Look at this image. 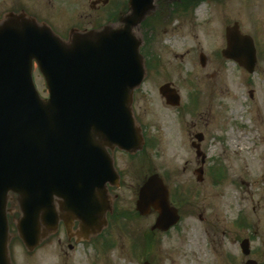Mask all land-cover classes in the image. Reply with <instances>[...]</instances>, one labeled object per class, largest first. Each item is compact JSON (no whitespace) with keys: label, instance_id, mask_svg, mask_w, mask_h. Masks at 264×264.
Listing matches in <instances>:
<instances>
[{"label":"rangeland","instance_id":"obj_1","mask_svg":"<svg viewBox=\"0 0 264 264\" xmlns=\"http://www.w3.org/2000/svg\"><path fill=\"white\" fill-rule=\"evenodd\" d=\"M89 2L0 0V19L6 12L29 9L67 34L75 21L90 20ZM223 6L230 23L238 20L243 31L257 39L256 72L249 74L234 61L222 67L216 62L217 52L212 56L217 65L207 60L202 67L201 54L210 59L224 42L227 23L219 9L212 18L213 11L203 9L205 13L197 15L200 24L179 19L175 34L163 33L161 39L160 33L152 46L153 54L160 55V68L153 66L135 95L136 115L153 143L145 150L146 160L150 158L152 169L172 192L175 187L179 224L167 233L153 230L158 212L141 216L136 210L145 179V168L139 165L143 162L116 153L124 178L111 191L117 213L110 215L96 243L81 241L71 249L61 226L29 251L16 227L20 206L15 196L9 201L15 264H246L248 259L264 264V0H226ZM35 72L40 92L47 95L42 74ZM166 82L178 88L180 107L167 104L161 95ZM198 132L204 134L207 155L202 174L196 173L202 156L193 147ZM246 239L249 255L241 247Z\"/></svg>","mask_w":264,"mask_h":264},{"label":"water","instance_id":"obj_2","mask_svg":"<svg viewBox=\"0 0 264 264\" xmlns=\"http://www.w3.org/2000/svg\"><path fill=\"white\" fill-rule=\"evenodd\" d=\"M153 0H132L121 25L72 32L69 41L25 12H9L0 21V264H14L8 201L17 195L19 236L34 251L58 229L73 221L83 237L107 227L112 212L107 184H120L116 148L135 153L143 147L133 111L136 88L147 69L137 33ZM228 54L257 64L254 40L233 34ZM37 61L51 98L40 99L33 82ZM166 86L162 92L166 95ZM61 212L57 210L58 203ZM159 211L155 228L179 222L169 190L155 174L142 186L137 210ZM68 214H67V213ZM44 226V227H43ZM249 253V240L242 244ZM149 264V263H148ZM247 264H256L250 260Z\"/></svg>","mask_w":264,"mask_h":264},{"label":"flooded vegetation","instance_id":"obj_3","mask_svg":"<svg viewBox=\"0 0 264 264\" xmlns=\"http://www.w3.org/2000/svg\"><path fill=\"white\" fill-rule=\"evenodd\" d=\"M225 1L226 0H153L152 11H154V14H152L151 16H148V18L145 19L141 25V34L143 35V44H144L142 51H143V55H145L146 57L147 66L149 67V72L152 71L154 65L158 66V64L156 63L161 60L160 55H158L155 52L153 54L152 52L153 51L152 46H155L153 42L159 40L160 33H161V39H162L163 33L167 34L169 31L170 32L172 31L171 33L175 34L173 31L177 30L175 24L177 23V21L181 22L179 21V19H182L183 21L182 23L184 22L187 23V22L192 21V23L195 26L200 24L198 22L199 19L197 18V15H203L205 13L203 9H207V10L210 9V11H213L209 18L214 17L216 15L215 12L218 9L220 11V12L218 11L220 16L222 18H225L224 14L226 12V9L223 6V4H225ZM130 2H131L130 0H90L89 8L91 9V12L87 13V18H90V20L89 21H75L74 24L67 27V32H69L71 28L73 27H77L80 29L93 30L95 28H99L103 26L106 23H116L121 19L122 17L121 15H123L124 13H126V11L130 9ZM86 8L88 7L86 6ZM22 10H25V9H22ZM27 11L29 14L39 18V20L50 23L52 27H54V29L58 32L56 26H54L52 21H50V19H48L46 16L44 15L42 16L39 13L36 14L29 9H27ZM174 20L176 22L174 23V25H172ZM205 21L212 22L211 19L210 20L205 19ZM226 21L227 23L225 27H223L225 30L224 39H223L224 42L220 46L216 47L214 51H212L213 54H210L211 55L210 59L208 56L204 55L203 53L201 54L202 56H200L201 57L200 61H201L202 67L204 68L208 65L206 64L207 60H210V62L212 63L211 66H214V65L216 66L217 63H219L222 65V67H225L227 64H229L232 61L228 57H225L224 50L228 47L229 37L232 36V30L229 28L235 25L239 21L237 20V21H234L233 23H230L228 19H226ZM172 26L173 28H171ZM240 29H242L241 25H240ZM65 32L60 31L59 33L64 35V37H67L68 33L66 34ZM243 33L246 34L244 31ZM255 43H256V49L258 50L257 39H255ZM215 52H217L219 55L216 58V62H217V63L215 62L216 64L214 63V58L212 57L214 56ZM172 86H174V84H172ZM146 144H148V135L146 136ZM198 144L199 145L196 147L199 151H201L204 148V142L203 144L202 143H198ZM148 147H149V144H148ZM116 152L123 153L124 155L128 156L127 153L125 152H122V151L120 152L119 150H117ZM137 158H139L141 162H143L142 164H139V165L140 166L143 165L142 167L145 168V172L143 173V176L145 178L144 181H146L150 176L154 175L156 171H154V168L152 169L153 166H152V163L150 162V158L146 160V157H143L140 155ZM171 178L174 179L173 171H172ZM113 188H114L113 186H109L108 190L110 189L111 191H113L114 190ZM110 190H109V193H111ZM173 198H175V187L173 188ZM175 205H176V198H175ZM152 212L155 213L156 211L153 210ZM74 222H75V225L73 226V228H74V231H77L80 224L76 220ZM59 226L60 227L65 226L63 220L60 221ZM65 229H66V226H65ZM67 236L70 242L69 247L71 249H74L75 248L74 245L75 243H77L76 241L77 237L69 236L68 233H67ZM98 237H92L90 244L96 243L98 240L97 239ZM85 243H88V242H85Z\"/></svg>","mask_w":264,"mask_h":264},{"label":"bare ground","instance_id":"obj_4","mask_svg":"<svg viewBox=\"0 0 264 264\" xmlns=\"http://www.w3.org/2000/svg\"><path fill=\"white\" fill-rule=\"evenodd\" d=\"M67 213V212H66ZM68 214V213H67Z\"/></svg>","mask_w":264,"mask_h":264}]
</instances>
